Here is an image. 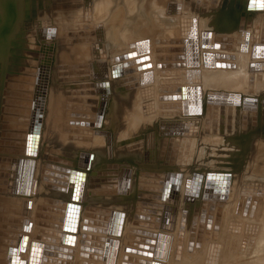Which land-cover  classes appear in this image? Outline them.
I'll list each match as a JSON object with an SVG mask.
<instances>
[{"label":"bare ground","instance_id":"6f19581e","mask_svg":"<svg viewBox=\"0 0 264 264\" xmlns=\"http://www.w3.org/2000/svg\"><path fill=\"white\" fill-rule=\"evenodd\" d=\"M4 1L5 0H0V3L3 4ZM12 1L14 3V14L12 17L13 20L11 22V31L5 38L0 36V68L3 66V64V67L5 68L0 97V179L7 180V184H0V187L4 188L3 191L0 193V264H25L22 263L24 258L26 264H67L69 260L73 261L74 263L76 262L80 264H165L164 262L166 260L164 259H167L166 256H168L166 264H212L211 262H213L214 264V261L217 260L215 258L217 257L219 259H230V257H232L234 254H237L236 250H239L238 244H240L239 242L243 241L242 237H244V240H248L249 238L247 239L246 234L250 235L251 233H248L249 231L244 233L242 229H233V227L230 225V222L235 221L233 217H236L235 219H237L238 217V221H240L239 217L243 219V216L245 214H247V216H249L250 218L252 211L250 212V208L247 206L245 207V205L249 201H253V198H255L254 195H258V192L252 194V196H250L251 194H248L242 197L240 196V198L237 199L235 203H237L238 201L239 202L236 208H239L241 211L239 210V212H237L238 209L236 212L233 211L231 205L229 207L231 209L226 211V208L224 209L218 206L221 202H218V204L216 202V204L212 205L214 199H216L215 195H212V187L215 184L218 185L220 183H222L221 185L229 184L230 176L228 174H220L215 172L206 174L205 189L203 190L204 193L202 196L204 200L202 205L204 207H207V203L205 200H210V203H208L209 209L207 208L208 210L206 211V207L204 208L205 210L203 209V207H201L202 209L199 207L201 212L195 209V213L193 215V222L191 223H196V219H201L200 222L197 223V225H191V223L189 222L190 220L188 219L189 217H183L181 219V213L179 212L177 218V221L179 223L178 233L174 238V243H172V245L170 246L169 236L164 233L158 234V227L161 228V226H165V232H167L168 225H170L171 223L170 219L173 220V212L172 215H170V217L167 219V221L165 219L160 218L157 220H155L154 218L153 220V218L150 219L147 218V216L142 217L139 220V223H137L139 224V226L142 227L140 228L138 226V229H140L139 231H137L136 224L134 226L136 228V231L134 230V227V229L131 228L133 230L132 231L130 230L131 225L130 227L125 226L126 222H124L125 220L123 221V217H120L121 219H117L119 217V213L116 214L117 217L115 214H113L115 215L117 220L115 218H112V213H110L111 219H113V221L116 220V224L113 222L111 223L110 220V222L108 223H111L110 225H115L109 226L107 223V221H109L107 220L109 219L107 218V216L109 215V206L103 205L99 202H94L92 200V196L87 192V188L89 187L90 183V177L87 173H84V171H78L77 162L65 161V163L63 162V159L62 161L61 159L59 160L61 156H63V158L66 160V154L62 150L63 148L61 149L63 154H61V152L59 151L61 146H58V149L57 145L53 143V141H56L55 143L57 144V140L51 139L52 137H50V139H48L47 137L44 140V125L46 119L49 126L53 125V122H55L57 126H59L60 123L59 133L58 135L56 134V137H64L63 139H65L67 143L76 142V139L74 138V136H72L75 134V132L76 134L78 131L83 132L84 136L86 134V131L81 127L69 126L73 124V121L75 122L74 125H85L86 127H83L91 129L93 128L92 133L93 131H96L97 129L95 127L104 123L105 117L108 115L106 114L108 110L106 111L105 109L107 105V98L103 95H101L102 97L99 96L98 98L97 95L93 94L95 95L94 97H97L96 99H94L87 93L90 89L94 88L93 86L95 83L103 82L107 84L106 88H108L109 86V89L111 91L113 90L114 92H117L116 103H114L113 105V110L110 111L111 105L110 107L108 105L109 111L112 112L111 115L109 113L111 119L112 116L115 118L113 126L114 129L117 128L115 130L116 136L113 139L112 133L110 131H107V127H105L106 129H101V132L105 129L103 134H101L100 136L97 134L96 136H94V139L100 138V142L104 141V146H107L105 147L107 150H104L105 152L103 151V154H105L106 156L108 155L109 158L110 155H117L118 157L119 154H124L126 156L130 153L132 154L133 151L131 152V150L137 148V144L134 140H138L137 137L139 139H142L144 133L142 134L141 132L146 129H150V131L148 133L146 132L147 134L144 135L157 136L164 135V132H159L161 130L170 129L171 127L175 128V126L176 129L184 127V125H186L185 123H187L186 113L189 106V100L186 95L188 88L187 79H189V76L188 70L185 67L184 62L185 55L178 53V51H181V49H174V51L176 50L177 52H172L170 51L173 50L172 46H170L169 48L167 47L170 45V43H175V46L178 47V44L182 43L181 37L197 32L201 34L200 36L204 40V43H202L201 50L204 52L203 59L204 57L205 59H207L211 58V55H214V53H217L219 50L225 49V45L227 44L225 39H229V41H231L230 51L236 54L227 63V65L230 66L233 62H235L236 58L237 60H241V62H248L247 65H244L243 63H239L238 65L234 64V66H237L236 69L238 71L234 78L256 76L258 73H256V71L260 70L261 72H264V0H259L257 2L256 0H240L241 2H246V4L244 6L242 4L239 5V10H236L235 13L236 15H232V17L235 16V18H232V22L233 24L236 23V26L234 25L236 28L239 25L240 19V21H243L241 22V26H245V23L249 20H252V25L250 30L247 32L238 30L234 31L232 29L233 27L231 26L232 28L230 29L232 30L229 31L232 32L231 34L221 33L219 29H211V23L214 18L207 17V19L205 15L200 16V19L198 21L196 19L192 20L191 18L190 21V19L188 18L190 24H187L188 27L186 28L184 26V21H186L187 19L185 18L186 20H183V13L187 9L185 8V6H187L189 9V6H191L193 2L196 10L202 13L220 10L222 9V7H226V4H228L229 2L232 4L237 2V0H181L182 13L180 14L179 18L175 16H170L168 18H162V16H158V13L161 12L162 7L164 6L163 3L165 0H145L146 7H143L141 9H139V1L143 0H57V3H52L51 0H43V5L45 4V8L47 7L49 9V15L47 14L49 17L45 16L44 18H41L42 20L39 19L41 15L39 14L38 16V14H36L38 13V11L36 12L37 8L39 9V1L32 0V4L35 3L36 5L33 4V6H35L30 8L31 10H29V16L33 18L37 17L40 20L38 21L39 25H42L37 27L35 26L36 29L30 27L29 30H36V35H34L30 40H26V38H24L25 40L21 38H12L9 41L10 37L13 35V31L16 26L15 16L17 17V14L15 12V1L17 2V0ZM29 5L30 2L28 6ZM136 9H139V12H141V14L142 12H144L145 14H149L148 17L151 18L150 25L149 27L143 26L145 25V22L137 20L140 21V24H143H139L133 30L128 31L127 25H129L134 20L133 18L136 17L135 13L138 12L136 11ZM1 10L2 8H0V11ZM55 10L56 15H53V11ZM4 15V12H0V18H2V20L4 19ZM20 15L23 16L21 12ZM91 15L93 16L91 17ZM98 17H101V20H103L104 18L106 19L105 24H102L103 26H100L99 24H89V22L91 23V19L96 20V23L98 21H101H97V19H99ZM218 17L216 19H220ZM27 23H25V25H27ZM54 23H57V25H55ZM94 23L95 21L93 22V24ZM213 24L215 23L213 22ZM56 26L57 36L55 37ZM125 32H130L128 34V37H130L127 39L128 41L129 39L133 40V38H142L144 36H148V39L144 38L145 40H143L148 47L142 50L139 49L140 51H134L135 53H130L126 55L125 57L127 58H124L119 61H114L112 62V64L109 63V61H99V58H102L100 57L102 55H99L98 57L97 54L96 58L98 59L92 63L90 62V60L87 59V57H83L80 55L75 56L77 57L75 59L72 57H68V54L65 51L67 47L65 46V44H68L73 50L86 49L87 47L91 48L92 50H99V46L105 43L107 45L111 43L113 44V40L117 37L123 36ZM172 38L177 39L171 40ZM52 42H55L56 44H52ZM26 43L42 46L39 53L36 54L38 55V59L36 60L37 65L35 66L25 64L28 60L25 54L28 52H23L22 50H24V48H20L19 45H26ZM221 43L223 45H221ZM228 43L230 46V42ZM162 45L165 46L163 47ZM50 46L52 47L50 48ZM129 48L130 47H126L125 49ZM50 49L52 50L51 52ZM57 50L60 51L57 52ZM21 53H23L24 55ZM106 54L107 53H105V55ZM93 59L95 60L94 57L91 60ZM32 60L33 59H31V61ZM46 60H49V66L50 64L53 65L51 66V69L48 67L47 71H45ZM203 65L204 66L202 70L206 71L203 74L204 81L207 80V75L209 74L210 70L207 71V69H205L207 66V62L205 64L203 62ZM33 67L37 68V72L33 75L27 73L28 76L32 75V82H30V78L28 76L25 77L23 72L25 70L29 72L35 71L36 69H33ZM225 69L227 68L224 67V70ZM78 70H82V75L77 74ZM224 70H222V72ZM218 72L222 73L220 70ZM218 72H215L214 75ZM222 74H224V72ZM147 75L151 76L149 78H146ZM214 75L212 76L213 78ZM219 76L221 75L219 74ZM18 79H20L22 83L18 82ZM61 80L74 81L78 83L80 87L76 88L77 91L75 93L64 95V98H67L68 100H65L63 104V112L60 118L57 110V100H59L58 97L63 91V85L61 84ZM14 81H16V83ZM220 82L222 83V81ZM28 85L32 87V90L25 89V87H28ZM51 85L53 86L50 87ZM220 86L221 85H219V87ZM158 88L160 89L159 95H153V92H156V89ZM96 90L97 89H95V93L97 94L98 92H96ZM134 90L137 92V95L133 96V94L135 93ZM25 92H32L33 95L30 100L31 106H25V108L23 109V111L27 112L25 116H23V114L14 112L16 108L18 109V111L22 109L21 106L14 105V100L26 99L28 101L27 96L24 95V98H22V95ZM216 92L218 91L214 90V94ZM85 93L87 95H85ZM226 94L227 93L222 94L220 98L222 99L223 96H225ZM128 96L130 97V101L132 99L131 103L129 104L126 100ZM147 97H151V99L145 101ZM243 98L246 99V97ZM245 99H241L240 102H246L244 101ZM76 100H79V102L77 103ZM11 101L13 104H10ZM88 102L92 103L91 106H88L90 112H82L81 110L86 108L87 104H90ZM84 103H86L85 107H82L84 106ZM241 103H239L238 109L239 106H241ZM250 103H252L253 105L254 102ZM66 105L69 106L66 107ZM5 108L7 109V111H4ZM260 108L261 106L259 104V108H257V110ZM25 109H28V111ZM233 109L235 108H232V111H234ZM250 112L252 113V111ZM238 113L235 114L238 115ZM254 113H257V111L253 112V114ZM260 114H262V112ZM65 115L68 118H65ZM262 115H264V113ZM260 117L263 116L260 115L259 119H261ZM248 118L246 120H249ZM250 118L252 119V117ZM20 119L23 120V122H18V120ZM24 120H27V122H25ZM64 122L68 123L69 125L65 126L63 124ZM76 122H79L81 124H77ZM246 122L250 123L251 121ZM251 124L252 123L248 125L252 127L253 125ZM177 125H179L178 128ZM236 125L240 126V123ZM62 128L66 129L69 132H64ZM37 129H40L41 133H39ZM171 130H173V128ZM241 130H243V128ZM34 131H37L36 143L34 140L35 138L33 136L31 148L29 146H25V136L33 134ZM155 132H157L158 134ZM186 133L187 132L185 130H177L178 135L176 141H174V147L187 142L188 137L185 136ZM83 134H79L78 136L82 137ZM17 135H20V138L17 139ZM21 136H24V138H21ZM166 136L168 137V135ZM170 137L171 136H169V138ZM262 137L264 138V136ZM151 139L152 138L150 137L147 139L148 145H146L145 147V154L147 153V151H150V153L154 152L155 150L153 149L159 147V145L151 146ZM260 140H258L259 143ZM163 142L166 143V140H163ZM16 143H18L19 145H16ZM165 143L162 144V151L160 152L158 158L160 163L163 160L162 154ZM253 143L249 144V146L254 145ZM20 145L22 146V148L20 147ZM100 145L102 144H99V146ZM67 146L65 144L66 148H68ZM65 147L64 150L66 149ZM17 148L21 149L22 153L19 152L20 150L16 151ZM99 148L100 147H97V150ZM57 151L60 154H58ZM95 151L93 150V152ZM129 151L130 153L127 154ZM136 151L138 150L135 149L134 152ZM49 152H53L50 153V156H57V159L55 158V160H58L61 163L58 164L57 162V164H53V161L49 160ZM90 152L92 153V151ZM96 154L99 155L100 153ZM98 155H96V158H99ZM152 155L154 154L147 156L149 160L146 159L145 161H141V159L136 158L134 160V157H131L134 160L133 161L131 159L132 162H134V165L132 164V162L130 164V166H135V172L137 173L136 177L133 176V173L131 176L140 179L142 182L145 183V185L146 183L150 184L151 182H153L149 187L151 193L150 197L148 196L149 199L146 200V197V201H144V203H140V201L138 202L142 210L147 213L146 215H148V213H152V211H155L156 213L159 212L161 214L164 212L167 213L166 211L171 208H168V206H170L169 204L172 199V195L168 197L169 188L171 187L174 177L176 175V169L184 170V168L182 169L181 165H176L175 170L173 172L166 173L160 171L158 174L155 175L156 177L152 181H150V172H155V169L153 168L154 166L150 165L151 159L154 157ZM66 156L68 159L69 157H71V160L73 161H77L80 159L76 155L72 156L69 154L68 156L67 154ZM87 156L91 158L90 155ZM120 158H116L117 161H121L122 159ZM122 158L124 161L126 157L124 158L123 156ZM127 159L128 158H126L125 161ZM100 160L101 159H99L98 161L100 162ZM92 161L90 162L92 163ZM101 161L102 163L104 162L103 159ZM117 161H115L113 164L115 165ZM127 161L126 163L129 164V161ZM104 163L101 165L100 162L101 167L103 165H106ZM108 163L113 166L112 161ZM118 163L120 164V162ZM123 164L124 166L126 165L125 163ZM54 166H57V168H54L55 170H59L58 168L63 167L66 170H70V172H75H72L73 174L64 173L67 174L69 178L64 177L63 179H61L58 175L51 176V174L49 173L48 175H46L45 171L47 170L52 172L55 171L51 169ZM97 167L99 168V166ZM259 178L261 177L259 176ZM247 182H250V179ZM261 182H263V179ZM134 183L137 187L138 184H136V181ZM134 183L132 185H134ZM141 188H143V186L140 185V188H135V190H139ZM135 190L134 192H136ZM29 192H33L34 194L32 204L27 203ZM220 193L225 194V189H222ZM262 193L264 194V191ZM157 196H159V198ZM156 197L158 199H156ZM219 197L221 198V195ZM24 202L25 205L22 206ZM129 204L130 203L123 204L126 205V208L121 206V209L129 210L133 203L130 206ZM147 204L149 205L147 206ZM228 205L229 204H227V206ZM235 206L236 205H234V207ZM57 207H63L64 211L68 212L67 214H69V216L67 214H64L65 216H67L66 222L60 221V216L55 213ZM118 207L120 206L117 205V208ZM31 208L32 212H30ZM133 208H135V211L137 206ZM52 209L54 212L52 211ZM192 209L194 208L191 207V211ZM128 210H126L125 212H127ZM47 212L49 214H46ZM184 212H186V210ZM190 213L192 214L193 212ZM202 213H205L203 214L205 215V218L202 217ZM223 213L226 215V217L222 216ZM156 215L160 216L158 214ZM45 216L49 217V220L45 218ZM31 217L40 218V220H42V218L44 217L43 219L49 221V225L45 227L41 224L40 228L36 230H32V227L29 226H22L24 222ZM223 217H225V220L223 219ZM262 219H264V216H262ZM214 221H217L218 226H215ZM18 222L20 223L18 224ZM59 223L62 226H60ZM2 226H6L7 228H2ZM47 227H51L53 230H55L50 231V237L49 235H47ZM147 227H156L157 230H149ZM143 229H148L149 231L146 232V230L143 231ZM141 230L143 231V233ZM154 233L155 236L152 237V234ZM16 235L20 237L19 241H16ZM237 235L239 236L238 238L236 237ZM7 236H9V238ZM11 239H15V242L13 243ZM253 240L251 241V243L249 242L250 244L247 245L248 250L245 256L247 261L243 264H256L253 261L255 257L258 258V255H256V252H253L258 250L259 248H264V222L256 239V243H254L255 240ZM127 242L129 243V245H126ZM9 243H12L13 246H10ZM138 244H141V246L144 247H148L149 250L144 249ZM19 246H21V248ZM22 248L25 250V257L23 255V259H21L22 261H19V259H17V257L15 256H12L11 253L12 251L18 252L19 249ZM241 249L242 248L240 247V250ZM232 250H235V253H233ZM67 255H72V258L64 260ZM21 257L22 256H20V258ZM233 257L235 258L236 255ZM219 259L218 262H221L222 260ZM236 259L237 258L233 259V261H231L230 263L223 262L220 264H238L236 262ZM218 262L216 261L215 264ZM259 263L264 264V261H259Z\"/></svg>","mask_w":264,"mask_h":264},{"label":"rangeland","instance_id":"374dc122","mask_svg":"<svg viewBox=\"0 0 264 264\" xmlns=\"http://www.w3.org/2000/svg\"><path fill=\"white\" fill-rule=\"evenodd\" d=\"M27 1L28 0L24 1L23 8H24L25 3ZM173 2H175V3H173ZM181 2H182L181 0H167V1L165 0L163 3L164 6L162 7L161 12L158 13V16L159 17L162 16V18H168L170 16H175V17L179 18L180 14L182 13L181 12L182 11ZM52 3H55V0H53ZM139 4H140L139 9L146 7L145 0L139 1ZM144 4H145V6H144ZM241 4L244 6L246 4V2H241L240 0H237V2L232 3V4L229 2L228 4H226V7L224 6L220 10H215L214 12H202L201 13L200 11L196 10L194 2H193V4L191 6H189V9L187 6H185V8H187V9L183 13V18H184L183 20L187 19L188 22H187V20L184 21V26L187 28L188 27L187 24H190L191 19L192 20L196 19L198 21L200 19V16L205 15L206 18L207 17H213L214 18L212 23H211V26H212L211 29H215V30L219 29V31H221V33H230V34L232 32H229V31H231L232 29L234 31L238 30V31L247 32L251 28L252 20L247 21L245 23V26H241V22H243V21H240L241 20L240 19L239 25L237 26V28L235 27L236 23L233 24V22H232V18L233 17L235 18V16L232 17V15L236 13V10H239L238 8H239V5H241ZM228 7H230V8H228ZM0 8H2V10L0 12L5 13L4 19L2 20V18H0V27H1L0 36L5 38L8 36V34L11 31V24H12L11 22L13 20L12 17L14 14V3L12 0H5L3 4L0 3ZM46 9H47L46 10L47 14L49 15V9L48 8H46ZM139 9L138 10L136 9V11H138V12L135 13L136 17L133 18L134 20L129 25H127L128 31L133 30L134 28H136L140 24L139 23L140 21H137V20H141V22L144 21L145 25H143V26L149 27L150 19H151L148 17L149 14H145L144 12H142V14H141V12H139ZM21 10H22L21 7L15 6V12L17 14V17L15 16L16 26H15V29L13 31V35L10 37L9 41L12 38H18V39L21 38L23 40H25L24 38H26V40H30L35 35V34H32V32H34V31H32V29L31 30H29V29L24 30L25 26L23 27L22 16L20 15ZM220 12L223 14H221ZM47 14H46V16H48ZM53 15H56V10L53 11ZM92 16L93 15H91V17ZM155 16H157V15H155ZM217 17L220 19H216ZM100 18L99 19L96 18L97 21L101 20ZM188 18L189 19L191 18L190 21ZM19 19H21V20H19ZM207 19H206V21H207ZM215 19H216V21H215ZM33 20H35V22L37 21L36 18ZM23 21H24V18H23ZM83 21H84V19H83ZM90 21H91V23L89 22V24H92V25L99 24L100 26H103L102 24H105L106 19L104 18L103 20L98 21L97 23H96V20H94V19L93 20L91 19ZM94 21H95V23L93 24ZM213 22L215 24H213ZM81 23H83V22H81ZM248 23H250V24H248ZM48 24H49V22H48ZM54 24L57 25V23H54ZM142 24L143 23H141L140 25H142ZM40 25H42V24H40ZM133 25H134V27H133ZM16 28H17V30H16ZM22 28H24V29H22ZM230 28H232V29H230ZM56 30H57V26L55 27V33L57 32ZM129 33L130 32H128V33L125 32L123 36L115 38L113 40V44L111 43V44L107 45L105 43V44L99 46L98 47L99 50L98 49H94V50L91 49V51L89 52V54L87 56V59L93 63L94 61H96L98 59V58H96L97 54H98V57H99V55H102V56H100L102 58H99V61H103V60L107 61V62L109 61V63L112 64V62H114V61H119V60H122L124 58H127L125 56L130 54V53L131 54L135 53L134 51H137L139 49L140 50L146 49L148 47L147 44L144 43V41H143V40H145L144 38L148 39L149 38L148 36H144L142 38H140V37L133 38V40L129 39V41H130L129 42L127 40L128 38H130V37H128ZM21 34H25V35L22 36ZM200 35L201 34L197 33V32L193 33V34L185 35V36L181 37L182 43L178 44V47L175 46V43H170V45L167 47V48H169L170 46H172L173 50H170L172 52H177L176 50L174 51V49H181V51H178V53L185 55L184 62H185V67L188 70V76H189V79H187V84H188L187 87L188 88H187V94H186L187 98L189 100V106H188L187 113H186L187 123H185L186 125H184V127L178 128L179 125H177L178 129H176V126H175V128L171 127L170 129L161 130L159 132H164V135H157V136L144 135L150 131V129H146V130L141 132L142 134L144 133L143 138H142L143 140L139 139L138 137H137L138 140H134L137 144L136 145L137 148H135L136 150H138V151H136L137 153L134 152L135 149L134 150L132 149L131 150V152L133 151L132 154L129 151L127 154H129V153L130 154L127 156L124 154H119L120 156L118 155V157H117V155L116 156L110 155V158H109L108 155L106 156L105 154H103L105 152L104 150H107L105 148L107 146L106 145L104 146V141L100 142V138L94 139V136H96L97 134L99 136L101 134H103V132L106 129L105 127H107V129H106L107 131H110L112 133L113 139L116 136L115 130L117 128L114 129V126H113L115 118L112 116V119H111L110 115L112 112H110V111L113 110L112 109L113 105H114V103H116L117 92H114L113 90L111 91L109 89V86H108V88H106L107 84H105L103 82H97L94 84V86H93L94 88L90 89L87 94H89V96L93 97L94 99L97 98V97H94L95 95H97L98 98L101 95H103L104 97L107 98V105H106L105 109H106V111L108 110V112H106V114H108V115L105 117V121H104V123L107 125L102 123L101 125L95 127L97 130L95 129L96 131H93V133H92L93 128L92 129L91 128H85L86 127L85 125H81V126L80 125H74V123H75L74 121H73V124H71V125L64 122L63 124L65 126L69 125V126L81 127L82 129H84L86 131V132L84 131L86 133L85 136H84L83 132L78 131L77 134L75 132V134L72 136H74V138L76 139V142L67 143V141L65 139H63L64 137H62V138L56 137V134L58 135V133H59L60 123H59V126H57V124L55 122H53V125L49 126V124L47 123V119H46V122L44 125V133H45L44 140L47 137H48V139H50V137H52L51 139L57 140V144L55 143L56 141H53V143L55 145H57V148H58V146L59 147L61 146L60 149L58 148L59 151L61 152V154H63V152L61 151V149L63 148L62 150L65 152L66 155L67 154H68V156H69V154L72 156L76 155L80 158L77 161L76 160L73 161V160H71V157H69V159H68L67 156L65 155L66 160L63 158V156H61V158H59V160L61 159V161H62V159H63L64 160L63 162H65V161L66 162H68V161L77 162L78 163V166H77L78 171H84V173L88 174V176L90 177V183H89V187L87 188V192L92 196V198H93L92 200L94 202H99L103 205L109 206V211H108L109 215L107 216V218H109L107 220H109V221H107V223L110 222V220H111V223L113 222L116 224V220L121 219L123 217V221L125 220L124 222H126L125 226L130 227V225H131L130 230H132L131 228H133L136 224L137 225V227H136L137 231H139L140 229H138V228L139 227L142 228V227L139 226V224H137V223H139V220L142 217L147 216V218H150V219L153 218V220H154V218H155V220L160 218V219H165L167 221V219L170 217V215H172V212H173L174 213L172 216L173 220L170 219L171 223H170V225H168L167 232H165L166 231L165 226H163V227L161 226V228L158 227V229H159L158 234L164 233V234L169 236V245L170 246L172 245V243H174V238L176 237V235L178 233L179 223L177 221L178 220L177 218H178L179 212L182 214V215L180 214L181 219L183 217H189L188 219L190 220L189 222L191 223V222H193V217H194L193 215L195 213V209L201 212L200 208L203 207V209H204L206 207V206L204 207L202 205L203 200H204L202 198V196L204 193L203 190L205 189L206 174L215 172V173H220V174H228L230 176L229 184L221 185L222 183H220L218 185L215 184L212 187V195H215V197H216V199H214V202L212 205L216 204V202H217V204H218V202H221L218 206H220L224 209L226 208L225 209L226 211L231 209V208H229L231 205L233 211L236 212L238 209L237 212H239L240 209L236 208L239 201L237 203H235L237 201V199H239L240 196L242 197V196H245L248 194H251L250 196H252V194H255L256 192H258L259 193L258 195H254L255 198H253V201L251 199H249L251 201H249L245 205V207L247 206L250 208V212L252 211L250 218H249V216H247V214H245L243 216V219H241V217H239L240 221H238V217H237V219H235L236 217L235 218L233 217V219L235 221L233 220L234 222H230V225L233 227V229H235V228L242 229V231L244 233L248 232V231H249L248 233H251L250 235L246 234L247 239L249 238L250 240L249 239L244 240V237H242L243 241L239 242L240 244H238V249L240 250V247L242 248L240 250L241 253L239 250H236V253L238 255L237 254L233 255V256L236 255L235 258H237L236 262L238 264H243V263H246V261H247L246 257H245L247 250H248L247 245L251 243L253 238L255 240V241L253 240L254 243H256V239H257L258 234L261 230V226L263 225V222H264V219H262V216H264V204H263L264 203V194L262 193L264 191V186H262V185H264V138L262 137V136H264V122H263L264 121V119H263L264 115H262L264 113V111H263L264 110V105H263L264 104L263 103V101H264V99H263L264 98V72H261L260 70H258V71H256V73L258 72L256 76H253V77L252 76H246V77H242V78H240V77L234 78V76H236V74L238 73V71L236 69L237 66H234V64L238 65L239 63H243L244 65H247L248 62H245V61L241 62V60H237V58H236L235 62H233L230 66L227 65V63L236 54V53L230 51L231 50V48H230L231 47V41H229V39L228 40L225 39L227 44H228V45L227 44L225 45V47H226L225 49L219 50L217 53H214V55H211V58L205 59V57H204V59H203L204 52L201 50V47H202V43H204V40L202 39V37ZM56 36H57V33H56L55 37ZM234 37H235V35H234ZM176 39L177 38H172L171 40H176ZM228 42H230V46H229ZM53 43H55V42H52V44ZM128 43H130V44H128ZM26 45H29L32 47L36 46L33 44H27V43H26ZM165 45H162V46L164 47ZM221 45H223V44L221 43ZM126 47H130V48L125 49ZM93 52H95V53H93ZM105 53H107V54L105 55ZM107 55H109L110 57ZM93 57L95 58V60L94 59L91 60ZM235 57H237V56H235ZM27 59L31 60L29 57H27ZM21 60H23V59H21ZM3 62H4V60H3ZM35 62H36V60H35ZM203 62H204V64L207 62V66L205 69H207V71L210 70L209 74L207 75V80H204V81H203V74L206 71L202 70V68L204 66ZM3 66H4V64H3ZM3 66L0 68V97H1V89H2V80H3L4 71H5L4 70L5 68ZM33 66H35V65H33ZM51 66H53V65L50 64V66H49L50 69L52 68ZM222 66H223V68H222ZM224 67H226L227 69L224 70ZM33 69H37V68L33 67ZM50 69H49V72H50ZM219 70L221 72H222V70H224L223 71L224 74H222L223 72L219 73L218 72ZM81 71L82 70H80V71L78 70L77 74L82 75ZM27 72H28L27 70H25L23 72L25 77L28 76ZM215 72H218L215 74L216 76L214 75ZM219 74L221 76H219ZM32 75L28 76L30 78L29 79L30 82H32L31 81ZM74 75H76V74H74ZM213 75H214V78L212 77ZM217 75H218V77H217ZM150 76L151 75H147L146 78H149ZM18 80H19L18 82L22 83L20 79H18ZM220 81H222V83ZM14 82L16 83V81H14ZM91 83H93V82H91ZM61 84L63 85V91H62L61 95L58 97L60 100V103H57V110H58L60 118H61V115L63 112V104H64L65 100H68L67 98H64V95L70 94V93L73 94L77 91L76 88L80 87L79 84L74 82V81L61 80ZM102 84H103V86H102ZM219 85H221L220 87H222V88H220ZM52 86L53 85H51L50 87H52ZM249 88H250V90H249ZM25 89L32 90V87H30V85H28V87H25ZM95 89H97L96 90V92H98L97 94L95 93ZM214 90H217L218 92L219 91L220 92L219 93L216 92L214 94ZM247 90H249V91H247ZM159 92H160V89L158 88V89H156V92H153V95L157 96V94L159 95ZM225 93H227V94L225 96H223V98L221 99L220 97L222 96V94H225ZM87 94L85 93V95H87ZM93 94H95V95H93ZM24 95L27 96L28 101L26 99L14 100L15 101L14 105H16V106L19 105L22 108L19 111L16 108L14 110V112H18L20 114H23V116H25V114L27 113V112L23 111L25 106H29V105L31 106L30 100H31L33 94H32V92L31 93L25 92L22 95V98H24ZM134 95H137L136 91L133 94V96ZM128 97L126 100L128 101V104H129V103H131L132 99L130 101V97L129 98ZM243 97H246V99ZM147 98L145 99V101H148L149 99H151V97H147ZM241 99H245L244 101L249 102V103L250 102H254V103L252 105V103L249 104L246 102H242L243 103L242 104L240 102ZM59 100H57V102ZM251 100H253V101H251ZM76 102L78 103L79 100H76ZM88 103H90V104H87L86 108H84V109L82 108L83 109V110H81L82 112H87V111L90 112L88 106H91L92 103L91 102H88ZM235 103H237V104H235ZM239 103H241L240 104L241 106H239V109L241 108L240 110L238 109ZM258 103L260 104L261 108L257 110V108H259ZM10 104H13L12 101L10 102ZM85 104L86 103H84V106H82V107H85ZM108 105H109V107L111 105L110 111H109ZM233 105H235L237 108ZM262 105H263V108H262ZM67 106H69V105H66V107ZM231 106H232V108H235L236 110L237 109L238 110L236 111L235 109H233L234 111H232ZM254 106L255 107L257 106V107L255 108ZM25 110L28 111V109H25ZM4 111H7V109L5 108ZM250 111H252V113ZM256 111H257V113L253 114V112H256ZM259 111H260V113L262 112V114H260ZM109 113H110V115H109ZM235 113H238V115ZM252 114H253V116H252ZM256 114H257V116H256ZM259 114L261 116H263V117H260L261 119H259V116H260ZM66 115H65V118H68L67 117L68 115L67 116ZM250 117H252V119ZM253 117H254V119H253ZM235 118H236V120H235ZM247 118L249 120H246ZM243 120L245 122L251 121L250 123H252L251 125H253V126L251 127L250 125H248L250 123H248V122L245 123ZM19 121L23 122V120H21V119L18 120V122ZM24 121L27 122V120H24ZM242 122H243V124H242ZM76 123L81 124L79 122H76ZM239 123H240V126L236 125ZM83 126H85V127H83ZM103 128H105V129L101 132V129H103ZM172 128H173V130H171ZM242 128H243V130H241ZM179 129L185 130L187 132L185 134V136L188 137L187 142L184 144H181L179 146L174 147V143H175L174 141H176L177 135H178L177 130L179 131ZM245 129H246V132H245ZM63 131L69 132L66 129H63ZM38 132L41 133L40 129L38 130ZM155 133H157V132H155ZM155 133H153V134H155ZM79 134L80 135L83 134L82 137L78 136ZM170 134H172V135H170ZM166 135H168V137ZM169 136H171L170 137L171 139L169 138ZM70 137H71V135H70ZM149 137L152 138L151 139V141H152L151 146L159 145V147L154 148L153 149V150H155L154 152L150 153V151H147V153L145 154V151H146L145 147H146V145H148L147 139ZM258 137H259V139H258ZM158 138H159V140H158ZM61 139H62V142H61ZM145 139L147 140V142ZM163 140H166V143L163 142ZM258 140H260V143ZM261 142H263V143H261ZM163 143H165V145L163 147V154H162L163 160L160 163L158 158H159L160 152L162 151V144ZM252 143L254 145L249 146V144H252ZM65 144H66V146L68 145L67 146L68 148L65 147ZM99 144H102L103 146L102 145L99 146ZM49 145H50V143H49ZM63 146L66 148L65 150L67 152L64 150ZM20 147L22 148L21 145H20ZM97 147H100V148L97 150ZM173 148H174V150H173ZM17 150H20L19 152L22 153L21 149L17 148L16 151ZM93 150L94 151L96 150V151L93 152ZM90 151H92V153ZM11 152H12V150H11ZM71 152H73V153H71ZM50 153H53V152H49V155H48L50 158L49 160L53 161V164H57V162H58V164H60L61 162H59L58 160H55V158L57 156L52 157V156H50ZM57 153H58V151H57ZM96 153H100L99 154L100 156ZM58 154H60V153H58ZM86 154L90 155L91 158L94 156L92 158L93 161ZM133 154H135V155H133ZM151 154H154V155H152L154 157L151 159L150 165L154 166L153 168L155 169V172H152V173L150 172V175H151V177L149 178L150 181H152L156 177L155 175L158 174L160 171H163L166 173L173 172L175 170L176 165H178V166L181 165L182 169L184 168V170L176 169V175L174 177V180L172 182L171 187L169 188L168 197L170 195H172V199H171V202L169 204L170 206H168V208L169 207H171V208L166 211L167 213L164 212L161 214L159 212L156 213L155 211H152V213H148V215H146L147 213L142 210V208L140 207L138 202L140 201V203H142V202L144 203V201L149 199L148 196L150 197V194H151L149 187L153 182H151V183L148 182L150 184L146 183V185H145V183L142 182L140 179L134 178V177H136V174H137L135 172L136 168H135V166H130V164H131L133 159L135 160V158L141 159V161H145L146 159L149 160V158L147 156H150ZM96 155H98L99 158H96ZM123 156H124V158L125 157L128 158L127 160L129 161V164L126 163V161H127V160L125 161L126 158L124 159L125 162L123 161V158H122ZM129 157H130V160H129ZM131 157L132 158L134 157V158L132 159ZM116 158L117 159L120 158L122 160L117 161ZM99 159H101V160L103 159L104 162L106 161L105 163L103 162L104 164H106V165H103L104 167L103 166L101 167V165L103 163L100 160V162H101V165H100V162L98 161ZM110 159H113L114 162L117 161L115 163V165L113 164L114 163L113 160H110ZM90 161H92V163ZM111 161H112L113 166L114 167L116 166L115 168L111 164L108 163ZM118 162H120V164ZM123 163H125L126 165L124 166ZM118 164L121 166H119ZM132 164L134 165V162H132ZM96 165L99 166V168ZM83 166H84V169H83ZM95 166H96V168H95ZM132 167L135 169H133ZM54 168H57V166H54L51 169L55 170ZM58 169L59 170H55L53 172L47 170V171H45V174L48 175V173H49V174H51V176L52 175L53 176L58 175V176H60L61 179H63L64 177H68V175L64 174V173H72V172L74 173L75 172V171L70 172V170H66L63 167H60ZM3 170H9V169H3ZM132 173H133L134 177L131 176ZM134 173H135V175H134ZM259 174H261V175H259ZM259 176L261 178H259ZM254 177H256V178H254ZM133 179H135V180H133ZM245 179L247 181L250 179V182H247ZM253 179H254V181H253ZM262 179H263V182H261ZM135 181L139 187L135 186V183H134ZM0 182H1L0 184H4V185L7 184V180H1L0 179ZM133 183H134V185H132ZM139 183H142V184L144 183V184L142 185ZM260 183H263V184H260ZM140 185L143 186V188H141L139 190H137V189L135 190V188H140ZM248 185H250V186H248ZM129 187L130 188L132 187V188L130 189ZM260 187H262V188H260ZM3 189H4L3 187L2 188L0 187V193L3 191ZM222 189H225V194L220 193L222 191ZM134 190L136 192H134ZM120 195H121V197H120ZM220 195H221V198L219 197ZM222 195H224V196H222ZM157 197L159 198V196H157ZM157 197H156V199H158ZM145 198H146V200H145ZM33 199H34L33 192H29L27 203L32 204ZM205 201L207 203L206 204L204 202L207 205V207H206V211H207L209 209L208 203H210V200H205ZM125 203H130L129 206L132 203H133V205L131 206V208L128 206L130 208L129 210L128 209H125V210L121 209V206L126 208L125 207L126 205H123ZM251 203H253V204H251ZM258 203H260L261 205ZM227 204H229V205L227 206ZM11 205H13V204H11ZM24 205H25V202L23 203L22 206H24ZM117 205L120 207L117 208ZM148 205L149 204H147V206ZM234 205H236V206L234 207ZM110 206H113L115 209L113 207H110ZM136 206H137V208L134 211L135 208H133V207H136ZM191 207L194 208V209H192V211H191ZM245 207H244V209H245ZM112 209L115 211H113ZM118 209H120V210H118ZM126 210H128L127 212L129 213V215L127 212H125ZM176 210H178V211H176ZM182 210H183V213L185 216L183 215ZM185 210L187 213L184 212ZM246 210H247V208H246ZM52 211H53V209H52ZM30 212H32V208H31ZM122 212H123V214H122ZM190 212H193V213L191 214ZM55 213L57 215H59L60 218L62 219V220L60 219V221H64V222L67 221V219H66L67 216H65V215L68 212L64 211L63 207H57V210L55 211ZM110 213H112V216H113L112 218L116 219V217H117L116 214H118V213H119L118 214L119 217L115 221H113V219H111ZM125 213H127V214H125ZM46 214H49V213L47 212ZM113 214H115L116 217ZM156 214H158V215L161 214L160 216H162L163 218L160 216H157ZM197 214H198V212H197ZM203 214H205V213H202V217L205 216ZM67 215L69 216V214H67ZM125 215H127V216H125ZM154 215H156V216H154ZM176 215H177V217H176ZM80 216H82V215H80ZM222 216L226 217V215L224 213L222 214ZM130 217H131V219H130ZM190 217L192 218V221H191ZM225 217H223L224 220H225ZM43 218H42V220H40V218H33V217L28 218L22 226L32 227V230L39 229L41 224H42V226L46 227L49 225V221H47L46 219H43ZM45 218L48 219L49 217L45 216ZM128 220H129V223H128ZM131 220H134V221H131ZM200 220L196 219V221H195L196 223H191V225H194V224L197 225V223H199ZM230 220H232V219H230ZM19 223L20 222H18V224ZM190 223H189V225H190ZM110 224L108 223L109 226L115 225V224H113V225H110ZM218 224H219V222H218ZM216 225H217V221L215 222V226ZM238 225H239V227H238ZM60 226H62V225L60 224ZM152 226H154V225H152ZM5 227L6 226H4V227L2 226V228H5ZM20 227H21V225H20ZM186 227H192V226H186ZM193 227H195V226H193ZM47 228H48V229H46V230H48L47 235H49V237H50V235H51L50 231L53 229L51 227H47ZM136 228L134 229L135 231H136ZM147 228L149 230L150 229L154 230V231L157 230L156 227H154V228L147 227ZM148 229H143V231L146 230V232H148L149 231ZM237 229H236V231H237ZM253 229H254V231H253ZM53 231H55V230H53ZM143 231H142V233H143ZM233 231H235V230H233ZM252 232H254V233H252ZM154 236H155V233L152 234V237H154ZM171 236H172V238H171ZM7 237L9 238V236H7ZM16 237H17L16 241L17 240L19 241L20 237H18L17 235H16ZM236 237L238 238L239 236L237 235ZM12 241L14 243L15 239H13ZM234 241H236V240H234ZM148 243H151V242H148ZM9 245L13 246L12 243H9ZM126 245H129V243L127 242ZM189 245H190V243H189ZM139 246H141V244ZM19 247L21 248V246H19ZM141 247H143L146 250L147 249L149 250L148 247H144V246H141ZM20 251H22V252H20ZM232 252L235 253V250H232ZM255 252H256V255H258L257 256L258 258L255 257L253 262L256 264H260L259 261H264V248L263 249L259 248L258 250L254 251L253 253H255ZM24 253H25V250L22 248V249H19L18 252L12 251L11 255L17 257V259H19V261H20L21 259H23ZM136 255H139V254H136ZM20 256H22V257L20 258ZM71 256L72 255H67L66 258H64V260L72 258ZM233 256L230 257V259H228V258L219 259L217 257V258H215V259H217L216 260L217 262H218V259L222 260V261L218 262L216 264H220L223 262L224 263L225 262L230 263L231 261H233V259H235ZM24 257H25V255H24ZM166 257H167V259L165 258L164 260L167 261L168 256H166ZM259 258H261V259H259ZM24 260H25V258L23 259V261ZM214 260H212V261H214ZM23 261H22V263L26 264V261H24V262ZM166 261L164 262L165 264H166ZM216 261H214V264ZM211 263L213 264V262H211ZM67 264H80V263H76V262L74 263L73 261L69 260V262H67ZM139 264H142V263H139Z\"/></svg>","mask_w":264,"mask_h":264},{"label":"crops","instance_id":"0c3cea01","mask_svg":"<svg viewBox=\"0 0 264 264\" xmlns=\"http://www.w3.org/2000/svg\"><path fill=\"white\" fill-rule=\"evenodd\" d=\"M24 1L25 0H17V2L15 1V5L16 6H19V7H21V13H22V24H23V27H24V25H25V23H27V25H25V29H30V27L31 28H33V29H36V27L37 26H40L39 25V23H38V21H40V20H42L41 18H44L45 16H46V14H47V12H46V8H45V4L43 5V0H38L39 2H38V7H39V9L37 8V10H36V12L38 11V13H36V14H38V16H39V14L41 15L40 16V20L37 18V17H35L36 19H37V22H35V20H33V19H35V18H33V17H30L29 16V13H30V11L29 10H31L30 8H32V7H34L36 4L35 3H33V4H35L34 6H33V4H32V2L33 1H36V0H28L26 3H25V6H24V8H23V3H24ZM46 1V0H45ZM29 2H30V5L28 6V4H29ZM41 5V6H40ZM29 17V18H28ZM23 18H25L26 20L25 21H23ZM31 19V20H30ZM30 20V21H29ZM33 21H34V23H33ZM29 22H31V23H29ZM37 23V24H36ZM32 24V25H31ZM34 26V27H33ZM36 26V27H35ZM29 27V28H28ZM58 37H59V35H58ZM61 37V36H60ZM49 38V37H48ZM65 46H67L66 47V49H65V51L67 52V56L68 57H72V58H77V57H75V56H78V55H80V56H83V57H87L88 56V54H89V52L91 51V48H86V49H77V50H73V49H71L70 48V46L68 45V44H65ZM58 49V48H57ZM60 50H57V52H59ZM78 53V54H77ZM74 56V57H73ZM58 103H60V100L58 101Z\"/></svg>","mask_w":264,"mask_h":264},{"label":"water","instance_id":"95a60500","mask_svg":"<svg viewBox=\"0 0 264 264\" xmlns=\"http://www.w3.org/2000/svg\"><path fill=\"white\" fill-rule=\"evenodd\" d=\"M53 0H51V2H52ZM59 1V0H58ZM62 1H65V0H62ZM254 1V0H253ZM257 1H259V0H256V2ZM55 2L57 3V0H55ZM253 3V2H252ZM251 3V4H252ZM256 4V3H255ZM26 19L24 18V21H25ZM32 34H35L36 35V30L34 31V32H32ZM22 36H24L25 34H21ZM19 45V44H18ZM19 47L21 48H24V50H22L23 52L24 51H27L28 53H26L25 55L27 56V57H29L30 59H33L32 61L31 60H27V62L25 63V64H27V65H31V66H33V65H37V62H35V60H37L38 59V55H36V54H38L39 53V51H40V49H41V47L42 46H39V45H36L35 47H32V46H29V45H19ZM52 46H50V48H51ZM52 50L50 49V52H51ZM21 54H23V53H21ZM24 55V54H23ZM22 62V61H21ZM49 60H46V66H45V71H47L48 70V67H49ZM37 72V69L35 70V71H32V72H27V73H29V74H34V73H36ZM29 129H30V127H29ZM38 130V129H37ZM33 136H34V140H35V143H36V140H37V131H34V133L33 134H30V135H27V136H25V138H26V143H25V146H29L30 148H31V143H32V139H33ZM18 138H20V135H17V139ZM21 138H24V136H21ZM17 142H19V141H17ZM16 145H19L18 143H16ZM28 147V148H29ZM27 151V150H26ZM32 152H33V149H32Z\"/></svg>","mask_w":264,"mask_h":264}]
</instances>
